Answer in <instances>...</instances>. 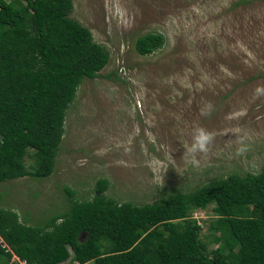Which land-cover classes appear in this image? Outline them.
I'll return each mask as SVG.
<instances>
[{"label":"rangeland","instance_id":"obj_1","mask_svg":"<svg viewBox=\"0 0 264 264\" xmlns=\"http://www.w3.org/2000/svg\"><path fill=\"white\" fill-rule=\"evenodd\" d=\"M73 3L71 16L110 50V62L82 81L67 110L55 172L0 182L2 207L39 225L69 210L74 199L93 198L100 178L110 180L107 194L118 202L143 204L264 168V92H257L264 89V0ZM146 34H161L165 42L144 55L136 42ZM209 102L214 111L201 116ZM197 126L216 136L195 167L182 158V143L191 142ZM236 126L248 145L239 155L235 134H222ZM149 164L168 169L162 188ZM206 209L195 215L203 235L215 217L211 205Z\"/></svg>","mask_w":264,"mask_h":264},{"label":"trees","instance_id":"obj_2","mask_svg":"<svg viewBox=\"0 0 264 264\" xmlns=\"http://www.w3.org/2000/svg\"><path fill=\"white\" fill-rule=\"evenodd\" d=\"M73 9V0H0V182L55 172L67 110L110 62ZM164 42L146 34L136 48L147 55ZM109 185L98 179L93 198L39 225L0 204V264H18L14 254L26 264H264V168L143 204L118 202ZM210 205L203 235L194 213Z\"/></svg>","mask_w":264,"mask_h":264},{"label":"clouds","instance_id":"obj_3","mask_svg":"<svg viewBox=\"0 0 264 264\" xmlns=\"http://www.w3.org/2000/svg\"><path fill=\"white\" fill-rule=\"evenodd\" d=\"M257 92H264V89H257ZM213 111H214V106L209 102L201 107L200 115L207 117L210 116ZM227 133L235 134L236 137L235 140L240 145V147L237 150L238 155L248 151V145L244 142V137L242 136V130L240 127L238 126L230 127L222 131L223 135ZM215 136H216L215 133L207 130L204 127L201 126L194 127L191 134V142L182 143V146L185 150L182 158L188 164L198 167L200 163V160L198 159V154L207 155L209 153L210 146L214 143ZM149 167L154 173V182L157 183L160 188H162L165 183V173L167 172L168 169L164 168L162 165H156V164H149ZM196 213H194V217ZM197 219H202V218H197ZM200 224L203 228V223ZM12 261L18 264H26V261L21 260L16 254H14Z\"/></svg>","mask_w":264,"mask_h":264},{"label":"bare ground","instance_id":"obj_4","mask_svg":"<svg viewBox=\"0 0 264 264\" xmlns=\"http://www.w3.org/2000/svg\"><path fill=\"white\" fill-rule=\"evenodd\" d=\"M235 50H236V48H235ZM259 109V108H258Z\"/></svg>","mask_w":264,"mask_h":264},{"label":"crops","instance_id":"obj_5","mask_svg":"<svg viewBox=\"0 0 264 264\" xmlns=\"http://www.w3.org/2000/svg\"><path fill=\"white\" fill-rule=\"evenodd\" d=\"M76 264H78V263H76Z\"/></svg>","mask_w":264,"mask_h":264}]
</instances>
